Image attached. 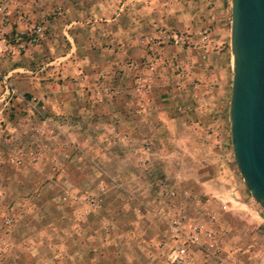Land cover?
<instances>
[{"label": "rangeland", "instance_id": "374dc122", "mask_svg": "<svg viewBox=\"0 0 264 264\" xmlns=\"http://www.w3.org/2000/svg\"><path fill=\"white\" fill-rule=\"evenodd\" d=\"M153 1V13L166 10L169 17L162 12L161 19L154 18L145 31L127 40L88 37L87 47L72 52L82 40L72 35L76 23L68 33L66 25L72 21L50 25L46 39L35 47L41 52L27 62L48 82L37 95L46 105V122L32 115L18 95L5 94L8 72L0 67V149L17 152L30 146L32 127L39 125L36 141L43 154L38 163L0 169V239L10 243L0 264H169L174 243L162 217L166 203L158 196V183L165 179L197 193L204 205L217 211L227 252L236 251L245 264H264V207L246 186L231 136L232 0H221L217 9L213 0ZM178 6L194 10V18L179 21ZM210 10L216 15L213 40L222 50L211 52L203 65L196 57L188 90L179 88L171 66L175 51L169 49L151 98L135 93L128 63L141 59L123 49L143 51L140 37L156 25L185 29L190 28L185 22L192 21L197 28ZM119 22L126 27L131 21ZM110 52L120 58L107 69L101 59ZM87 61L93 65L81 72ZM19 63L15 60L13 67ZM15 74L31 73L19 71L8 80ZM103 74L122 94L96 103L90 88ZM83 76L84 82L79 79ZM191 81L199 87L193 88ZM12 85L26 98L35 95ZM181 105L191 109L181 111ZM145 140L162 153L145 154ZM102 182L107 185L102 207L90 217L80 216V198L63 200L97 191ZM7 213L17 219L9 232L3 225ZM196 262L202 264V258Z\"/></svg>", "mask_w": 264, "mask_h": 264}, {"label": "built area", "instance_id": "2783aa9c", "mask_svg": "<svg viewBox=\"0 0 264 264\" xmlns=\"http://www.w3.org/2000/svg\"><path fill=\"white\" fill-rule=\"evenodd\" d=\"M43 1L45 0H0V56L9 57L38 47L50 33L49 24L66 18L69 0H46L49 1L47 10L44 14H39L38 10ZM203 16L201 24L194 29L156 25L141 35L140 43L144 54L140 61L128 63L129 69L134 73L135 93L147 99L151 98L158 68L162 63H166V49L175 51L171 66L176 71L179 88L182 91L188 90L189 79L192 78L193 68L197 63L196 57L200 58L199 64L203 65L211 52L222 50L221 45L213 40L216 15L211 10ZM71 25L72 23L66 25L67 33ZM4 78L5 94L18 95L27 104L32 115L46 122L44 101L36 95L26 98L16 90L8 78ZM79 79L83 82L87 80L85 76ZM190 83L195 89L199 87L194 81ZM91 86V98L96 103L117 98L122 94L121 89L109 83L104 74ZM179 109L186 111L190 110L191 106L181 105ZM40 132L39 125H34L30 137L31 145L22 146L17 152L0 149V169L6 165L22 166L43 160L41 146L36 141ZM155 151L162 153L159 146L145 140L143 152L151 155ZM140 162L142 166H146L147 158L142 157ZM106 186V183L102 182L97 191H86L81 197L75 196L74 199L64 196L63 200L71 203L70 200L75 202L80 198L84 205L79 210L80 216L90 217L101 209ZM3 194L0 189V199H3ZM158 196L166 203V214H161L170 227L174 243L168 256L169 264H196L197 257L202 258V264H245L236 251L225 250L220 236L221 230L218 228V213L204 205L197 193L165 179L158 183ZM16 220L13 213L5 215L3 225L7 232L12 230ZM9 249L10 243L7 239H0V259L7 255Z\"/></svg>", "mask_w": 264, "mask_h": 264}, {"label": "water", "instance_id": "95a60500", "mask_svg": "<svg viewBox=\"0 0 264 264\" xmlns=\"http://www.w3.org/2000/svg\"><path fill=\"white\" fill-rule=\"evenodd\" d=\"M230 100L235 160L264 207V0H232Z\"/></svg>", "mask_w": 264, "mask_h": 264}, {"label": "crops", "instance_id": "0c3cea01", "mask_svg": "<svg viewBox=\"0 0 264 264\" xmlns=\"http://www.w3.org/2000/svg\"><path fill=\"white\" fill-rule=\"evenodd\" d=\"M213 1L215 2V7L217 9L220 6L221 0ZM153 2V0H69L67 2L66 18L63 21H65V23L72 21L71 26L76 23L74 29L72 30V35L82 37V40H80V45L73 46L71 51L73 52L75 49H81L84 47V44L85 47H87L88 37H94L104 42L109 40H121V36L122 39L124 38L127 40L132 38L135 34L145 31L154 18L161 19L162 12L164 16L166 15V10L162 11L159 15L156 12L153 13ZM48 4L49 1H43L38 13L44 14L47 10ZM175 10H177L175 13V18H177L179 21H182L188 17L191 19L194 18V10L186 11L182 9L181 6L176 7ZM209 12H211V10L205 11V14H208ZM169 15L166 16L169 17ZM122 19H128L131 22L129 24L127 23L125 25L126 27H123V24L120 25L119 22ZM52 23L53 22L49 24L50 29V25ZM185 23L186 26L190 27L191 29L196 28L192 21ZM123 51H126L127 54H131V56L135 57L136 59H141V56L144 54V50L142 51L140 49L138 52H136L134 47H125ZM39 52H41V49L32 48L21 53H16L9 57L0 56V67L3 68L5 72H8V75H5L4 77L9 78L11 75L18 73L19 71H27L31 73L29 75L15 74V76L11 78L10 81L11 83L18 85L20 89L23 88L25 92H31L36 96L42 95L44 93L43 86L48 82H44L46 77L40 76L39 71L30 70V68H28L29 65L27 62L32 63L34 58L33 56ZM166 52H169V49H166ZM118 58H120L118 55H114L110 52L105 54V58H102L101 62L103 66L108 69L111 67L112 63L114 64V62H117L116 60ZM15 60L19 61L20 63L19 65L13 67V62ZM91 63L93 62L89 61L86 63L83 66V70L81 69V72H84V70L88 72L90 70L88 66L93 65ZM67 95H69L68 97L71 98L79 97L75 94Z\"/></svg>", "mask_w": 264, "mask_h": 264}]
</instances>
